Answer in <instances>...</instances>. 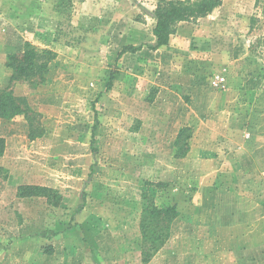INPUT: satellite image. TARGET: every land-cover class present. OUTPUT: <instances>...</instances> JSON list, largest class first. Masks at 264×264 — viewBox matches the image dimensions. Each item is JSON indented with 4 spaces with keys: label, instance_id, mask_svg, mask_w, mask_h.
<instances>
[{
    "label": "rangeland",
    "instance_id": "rangeland-1",
    "mask_svg": "<svg viewBox=\"0 0 264 264\" xmlns=\"http://www.w3.org/2000/svg\"><path fill=\"white\" fill-rule=\"evenodd\" d=\"M158 1L0 0V89L25 98L44 129L31 139L23 115L0 118V264H144L146 204L174 205L178 213L146 264L240 260L234 250L202 257L192 238L203 236L192 235L212 226L207 201L218 192L258 199L264 211V170L228 167L198 183L186 167L171 176L165 161L194 77L203 91L196 109L205 116L195 119L202 133L226 124L233 134L248 131L242 120L264 116V0H222L211 16L179 25L165 48L152 50ZM25 42L55 54L42 83L9 81L5 56ZM125 46L142 49L120 55ZM214 168H206L208 178ZM21 185L54 189L58 205L16 197Z\"/></svg>",
    "mask_w": 264,
    "mask_h": 264
},
{
    "label": "crops",
    "instance_id": "crops-1",
    "mask_svg": "<svg viewBox=\"0 0 264 264\" xmlns=\"http://www.w3.org/2000/svg\"><path fill=\"white\" fill-rule=\"evenodd\" d=\"M205 18H200L198 21L201 19L205 20ZM182 24L185 23H180L179 25ZM178 42L180 43L181 40L179 39ZM165 47L163 46L159 49ZM188 85L189 89L193 90V93H190L191 97L184 108V115L182 113L180 116L185 117L182 127L186 126L194 129L186 156L176 159L171 153V161L170 159L165 161L166 165H170L171 176L179 175L180 167H186V170L195 172L196 178H194V181L198 180V183H200L215 181L214 173H219L222 170L227 171L228 167L231 169L239 167L243 170H248L249 167L256 174L258 171L264 170V166L260 167V162H263L264 147L259 144V141H264V124H261L264 116H260L259 112L256 111L254 113L251 112L250 117L242 120V126L243 123H246L248 131L240 129L233 134V130L226 124L219 129H212L215 133L206 135L204 132L199 131V129L204 131V128L195 127L196 117L204 118L202 115L204 114L203 109H200L204 102L199 103L198 100L203 91L198 88L200 83L197 81V77H194L193 81L190 80ZM197 105H200L199 109H196L198 108ZM215 116L216 114L209 118L211 122H214L212 120H215ZM179 127H181V124ZM247 137H250L252 143L245 141ZM213 141L214 143L217 141L218 144L213 145ZM207 143H210V146L207 147ZM244 143L248 145L245 149H243ZM153 154L157 155L158 153L155 151ZM243 155L247 156L248 160L243 161ZM228 160H232V163H228ZM212 166H215V168L210 170L212 176L208 178L210 173L207 172L206 168H212ZM155 167L158 170L159 166ZM207 202L211 204L210 211H206V213L211 216L212 226L203 228L200 231L194 230L192 236L202 235L203 237L192 238L194 244L192 250L201 251L202 257H205L203 254H205L206 250H234L240 253V260L236 264H264V211L260 209L259 200L255 198H236L232 195L218 192L216 196L208 198ZM187 241L189 243V240ZM207 244L209 245L207 246ZM198 253L196 252V254ZM196 254L195 257L200 256V254L197 256ZM209 263L211 264V261Z\"/></svg>",
    "mask_w": 264,
    "mask_h": 264
},
{
    "label": "trees",
    "instance_id": "trees-1",
    "mask_svg": "<svg viewBox=\"0 0 264 264\" xmlns=\"http://www.w3.org/2000/svg\"><path fill=\"white\" fill-rule=\"evenodd\" d=\"M221 4L222 0H159L153 12L155 25L152 34L155 38V46L152 50L167 46L180 23H190L205 18ZM141 49L142 46H125L120 55L126 52L136 53ZM54 58L55 54L50 50L37 49L30 43H23L21 49L9 52L5 56V67L11 72L10 83L20 80L44 82L48 65ZM18 115H23L27 119L31 139L44 133V129L40 126V115L29 107L26 99L16 97L8 87L0 89V118L12 119ZM189 132L190 129L186 126L178 131L174 141V158L180 159L186 156L189 149L187 142L190 138ZM2 152L3 140L0 139V156ZM16 197H45L54 206H57L60 200L54 189L34 185L19 186ZM81 210L82 206H79L76 213ZM177 215L174 205L159 208L153 204H146L143 207L139 224L142 263H148L168 240L171 224Z\"/></svg>",
    "mask_w": 264,
    "mask_h": 264
},
{
    "label": "built area",
    "instance_id": "built-area-1",
    "mask_svg": "<svg viewBox=\"0 0 264 264\" xmlns=\"http://www.w3.org/2000/svg\"><path fill=\"white\" fill-rule=\"evenodd\" d=\"M216 80H218V81L220 80V81H221L222 79H221V78H219V77H217V79H216Z\"/></svg>",
    "mask_w": 264,
    "mask_h": 264
}]
</instances>
